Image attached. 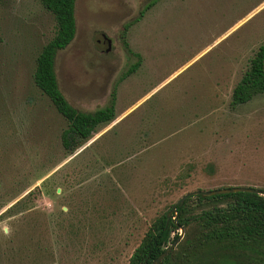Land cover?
I'll use <instances>...</instances> for the list:
<instances>
[{
  "label": "rangeland",
  "instance_id": "1",
  "mask_svg": "<svg viewBox=\"0 0 264 264\" xmlns=\"http://www.w3.org/2000/svg\"><path fill=\"white\" fill-rule=\"evenodd\" d=\"M74 20L58 89L81 111L114 91L115 117L66 151L32 78L54 19L40 0H0V264H127L187 191L264 189V92L230 104L264 44V0H75ZM228 200L193 195L185 217Z\"/></svg>",
  "mask_w": 264,
  "mask_h": 264
},
{
  "label": "trees",
  "instance_id": "2",
  "mask_svg": "<svg viewBox=\"0 0 264 264\" xmlns=\"http://www.w3.org/2000/svg\"><path fill=\"white\" fill-rule=\"evenodd\" d=\"M74 1L40 0L43 8L54 19L55 31L37 53L32 73L34 85L67 122L60 134L61 145L66 151L72 150L99 125L106 124L115 117L114 91L111 92L107 105L93 111H81L69 104L58 89L54 57L74 37ZM151 4L152 2L146 4L139 15ZM123 45L126 46L125 43ZM263 59L264 44L258 46L250 59L249 67L233 87L231 105L244 103L252 95L264 92ZM138 64V59L131 63L118 80L132 73ZM194 196L198 201L229 200L223 207L212 206L201 210L192 217V225L189 226L190 222L185 216L189 213L186 202L191 196L187 197L175 209V222L185 229V235L158 264H240L239 260L244 256L248 258L241 264H259L260 256L264 253V196L243 191ZM165 218L163 215L152 223L133 249L127 264H148L169 244L170 229L177 230L178 227L170 222L165 225ZM176 236L175 234L174 238Z\"/></svg>",
  "mask_w": 264,
  "mask_h": 264
},
{
  "label": "water",
  "instance_id": "3",
  "mask_svg": "<svg viewBox=\"0 0 264 264\" xmlns=\"http://www.w3.org/2000/svg\"><path fill=\"white\" fill-rule=\"evenodd\" d=\"M237 191H243V192H251L258 195L264 196V190L257 189V188H251V187H226V188H218V189H210V190H192L187 191L183 195H181L172 205L170 206L169 210L166 213L165 218V224L170 221L172 224L176 225L179 228H182L179 226L173 219V213L175 212L176 207L180 206L182 202L190 196L193 195H200V196H211V195H217V194H226V193H232ZM182 237V232L179 233L176 238L169 243L155 258H153L148 264H158L163 257L171 251L175 245L179 242V240Z\"/></svg>",
  "mask_w": 264,
  "mask_h": 264
},
{
  "label": "flooded vegetation",
  "instance_id": "4",
  "mask_svg": "<svg viewBox=\"0 0 264 264\" xmlns=\"http://www.w3.org/2000/svg\"><path fill=\"white\" fill-rule=\"evenodd\" d=\"M168 222H170V221H168ZM170 223H171V222H170ZM165 225H166V224H165ZM175 238H176V237H175ZM175 238H174V239H175ZM174 239H173V240H174ZM171 242H172V241H171Z\"/></svg>",
  "mask_w": 264,
  "mask_h": 264
}]
</instances>
